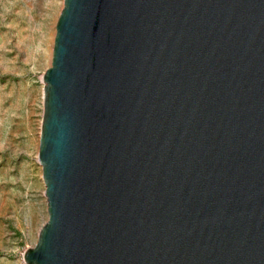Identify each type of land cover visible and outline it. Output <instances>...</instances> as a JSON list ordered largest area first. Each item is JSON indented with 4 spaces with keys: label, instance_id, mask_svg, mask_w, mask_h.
Wrapping results in <instances>:
<instances>
[{
    "label": "water",
    "instance_id": "1",
    "mask_svg": "<svg viewBox=\"0 0 264 264\" xmlns=\"http://www.w3.org/2000/svg\"><path fill=\"white\" fill-rule=\"evenodd\" d=\"M55 29L23 261L264 264V0H64Z\"/></svg>",
    "mask_w": 264,
    "mask_h": 264
},
{
    "label": "rangeland",
    "instance_id": "2",
    "mask_svg": "<svg viewBox=\"0 0 264 264\" xmlns=\"http://www.w3.org/2000/svg\"><path fill=\"white\" fill-rule=\"evenodd\" d=\"M64 0H0V264H26L48 221L38 160L46 71Z\"/></svg>",
    "mask_w": 264,
    "mask_h": 264
}]
</instances>
